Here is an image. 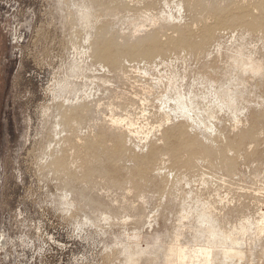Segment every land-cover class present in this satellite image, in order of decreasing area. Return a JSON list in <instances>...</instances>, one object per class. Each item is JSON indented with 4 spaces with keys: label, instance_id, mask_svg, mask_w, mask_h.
<instances>
[{
    "label": "rangeland",
    "instance_id": "1",
    "mask_svg": "<svg viewBox=\"0 0 264 264\" xmlns=\"http://www.w3.org/2000/svg\"><path fill=\"white\" fill-rule=\"evenodd\" d=\"M0 264H264V0H0Z\"/></svg>",
    "mask_w": 264,
    "mask_h": 264
},
{
    "label": "bare ground",
    "instance_id": "2",
    "mask_svg": "<svg viewBox=\"0 0 264 264\" xmlns=\"http://www.w3.org/2000/svg\"><path fill=\"white\" fill-rule=\"evenodd\" d=\"M114 56V55H113ZM179 105V104H178ZM166 110V109H165ZM166 115V114H165ZM167 116V115H166ZM235 253H237L238 251H234ZM233 252L231 251V252H229L228 254H232ZM237 255H239V254H237Z\"/></svg>",
    "mask_w": 264,
    "mask_h": 264
}]
</instances>
